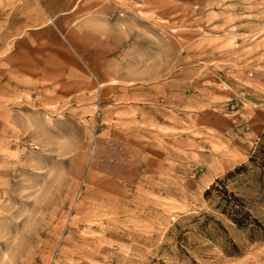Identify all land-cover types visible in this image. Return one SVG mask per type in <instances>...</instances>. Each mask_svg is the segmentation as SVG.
Segmentation results:
<instances>
[{"label":"rangeland","instance_id":"rangeland-1","mask_svg":"<svg viewBox=\"0 0 264 264\" xmlns=\"http://www.w3.org/2000/svg\"><path fill=\"white\" fill-rule=\"evenodd\" d=\"M0 37V264H264V0H0Z\"/></svg>","mask_w":264,"mask_h":264},{"label":"trees","instance_id":"trees-1","mask_svg":"<svg viewBox=\"0 0 264 264\" xmlns=\"http://www.w3.org/2000/svg\"><path fill=\"white\" fill-rule=\"evenodd\" d=\"M213 189L220 193L224 213L228 214L235 224L239 226H246L252 223L250 214L244 210V205L238 197H236L233 193L228 192L224 185H222L221 188L211 185V187L206 191V195H208ZM253 222L259 225L257 221L253 220Z\"/></svg>","mask_w":264,"mask_h":264},{"label":"crops","instance_id":"crops-1","mask_svg":"<svg viewBox=\"0 0 264 264\" xmlns=\"http://www.w3.org/2000/svg\"><path fill=\"white\" fill-rule=\"evenodd\" d=\"M50 20H51V19H50ZM5 43H6L5 38L0 37V61H4L3 58L6 60V57H4V56L2 55V53H1V52L3 51V50H1V49L4 48Z\"/></svg>","mask_w":264,"mask_h":264}]
</instances>
